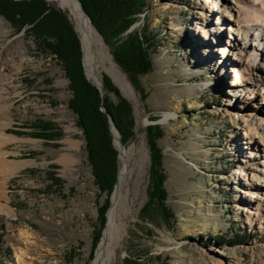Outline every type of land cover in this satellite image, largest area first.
I'll return each mask as SVG.
<instances>
[{
  "label": "rangeland",
  "instance_id": "obj_1",
  "mask_svg": "<svg viewBox=\"0 0 264 264\" xmlns=\"http://www.w3.org/2000/svg\"><path fill=\"white\" fill-rule=\"evenodd\" d=\"M44 1L66 14L80 42L69 10L59 0ZM196 3L149 0L146 16L134 25H146L157 43L150 55L151 71L138 78L141 90L94 29L99 41L94 73L100 82L103 74L111 79L131 105L134 121V136L124 145L126 171L116 219L120 240L113 264H264V224L246 218L257 206L244 196L245 188L235 176L239 160L250 156L242 144L244 131L235 130L237 121L245 105L249 109L261 99L248 100V88L231 86L238 64L231 56L219 73V49L233 35L229 23H223L215 38L201 37ZM0 29L8 33L0 53V76H8L5 92L13 119L6 133L15 137L4 150L8 160L22 165L6 185L13 212L0 214V264H92L107 221L101 228L99 208L106 202L109 207L111 195L101 194L94 183L83 132L68 107L72 94L64 69L34 37L3 16ZM80 51L82 59L81 43ZM83 71L88 81L84 66ZM228 101L235 106L231 117ZM165 114L174 116L164 119ZM150 125L163 130L157 143L167 175L166 205L174 216L169 222L156 205L147 207L146 216L141 213L148 202ZM40 131L50 136L37 135ZM64 154L72 155L71 167L59 162ZM117 158L119 167L118 151ZM52 174L58 185L50 180ZM259 208L258 221L264 204ZM236 239L240 242L230 244Z\"/></svg>",
  "mask_w": 264,
  "mask_h": 264
},
{
  "label": "trees",
  "instance_id": "obj_2",
  "mask_svg": "<svg viewBox=\"0 0 264 264\" xmlns=\"http://www.w3.org/2000/svg\"><path fill=\"white\" fill-rule=\"evenodd\" d=\"M79 1L92 27L110 49L114 61L127 74L132 84L139 87V76L148 74L152 69L150 55L156 50L157 43L146 25L141 29L127 31L142 18V15L146 16L149 0ZM0 16L9 20L18 31L24 30L26 34L34 37L36 43L46 48L62 65L72 94L68 107L76 115V124L83 132L86 159L94 183L101 194L110 196L117 179L118 158L107 115H111L120 140L126 145L134 136L131 105L107 75L103 74L101 77L103 98L99 90L86 80L80 42L65 13L51 8L44 0H0ZM139 89L141 90L140 87ZM101 107H104L105 112ZM37 135L50 136L43 131ZM162 137L163 130L158 125L148 126L147 142L150 152L148 202L141 213L146 216L147 207L149 208L151 204L156 205L165 221L169 222L174 216L166 205L167 190L164 183L167 175L162 167V151L157 143ZM49 178L54 185H58L59 181L53 174L49 175ZM107 209V202L99 208L101 228L106 220ZM100 236L98 232L96 242ZM233 242L240 241L236 239L230 244Z\"/></svg>",
  "mask_w": 264,
  "mask_h": 264
},
{
  "label": "bare ground",
  "instance_id": "obj_3",
  "mask_svg": "<svg viewBox=\"0 0 264 264\" xmlns=\"http://www.w3.org/2000/svg\"><path fill=\"white\" fill-rule=\"evenodd\" d=\"M59 1L76 20L80 32L87 76L93 83L99 85L100 80L94 73L99 43L98 36L88 17L80 11L77 0ZM196 1L195 9L197 12L194 17L198 24L196 30H198L201 37L210 39L211 35L215 38L221 29L219 25L223 23H229L227 29L230 31V35H233L225 42V46L219 49L221 56L215 64L219 68V73L225 67L226 62L224 59L227 60L228 56H231L234 61L238 62L237 68H234L235 79L231 86L248 88L251 92V95L248 96L249 99L247 97L248 100H255L259 97L261 99L256 104L249 105V109L245 105L243 109L245 112L241 113L242 118L237 121L235 130L242 129L241 131H244L242 144L245 151L248 150L246 152L250 156L247 159L239 160L235 176H240H238L239 180H241L240 185L245 188L244 196L252 201L253 205L257 206L255 213H252V216L247 215L246 218H250L252 222H256L258 225L264 224V213H261V217L263 216V218L258 221L260 218L259 207H262L264 204V93H259L262 90V82H264V0H231L230 4L226 0L223 2L211 0L207 1V3L205 0ZM214 32L216 33L214 34ZM7 40L8 33L0 29V53L2 52V48L7 45ZM221 42V40L217 41L218 44H221ZM0 60L2 59L0 58ZM7 78V75L0 76V214H10L13 212V209L9 205L10 199L7 197L6 185L9 179L22 166H20L21 163L19 162L8 160L10 154L4 150L9 143L15 140L14 136L6 133V129L13 121L11 118L12 104L9 103V96L5 92V86L8 83ZM232 107L235 108L228 101L226 103V113L231 114ZM172 116L174 115L165 114L164 119H170ZM112 133L113 136L115 135V144L119 150L118 156H120L122 164L119 166L116 191L112 197L103 235L96 249L92 264H113L116 243L120 240V226L116 222L117 201L120 184L123 182L126 171L127 151L124 147H121L117 132L113 129ZM70 143L68 145L71 149L73 145ZM257 156L262 158V161L259 163L255 160ZM59 162L68 168L72 166L74 159L72 155L64 154L59 159ZM256 188L261 192L256 193ZM4 200H6V203H3ZM214 264L224 263L215 262Z\"/></svg>",
  "mask_w": 264,
  "mask_h": 264
},
{
  "label": "water",
  "instance_id": "obj_4",
  "mask_svg": "<svg viewBox=\"0 0 264 264\" xmlns=\"http://www.w3.org/2000/svg\"><path fill=\"white\" fill-rule=\"evenodd\" d=\"M77 2H78V4H79V8H80V11L82 12V14L86 15V13H85V11H84V9H83V6H82V4L80 3V1L77 0ZM57 10H59V9H57ZM86 16H87V15H86ZM87 17H88V16H87ZM88 19H89V18H88ZM89 21H90V19H89ZM133 29H134V25H133V26H132L127 32H130V31L133 30ZM80 43H81V39H80ZM81 50H82V43H81ZM82 63H83V66H84L83 50H82ZM84 69H85V66H84ZM85 71H86V69H85ZM86 75H87V73H86ZM87 79H88V81H89L92 85H94V86L99 90V92H100V96H101V98H103V96H104V90H103L102 83L100 82V84L97 85V84L93 83V82L89 79L88 76H87ZM101 110L105 112L104 107H101ZM107 116H108V120H109V129H110V133H111V135H112V137H113V143H114L115 147L117 148V146H116V144H115V138H114L113 133H112L113 129H114V130L117 132V134H118V141H119V143L121 144V147H124V145L122 144V142H121V140H120L119 133H118L117 129L114 127V124H113V120H112L111 115L108 114ZM117 151H118V154H119V150H118V148H117ZM118 171H119V167H118V170H117V179H116V182H115V185H114V189H113V191H112V193H111V196H110V204L112 203V197H113V195H114V193H115V191H116V186H117V181H118ZM109 209H110V205H109L108 210H107V212H106V218H107V213H108Z\"/></svg>",
  "mask_w": 264,
  "mask_h": 264
}]
</instances>
